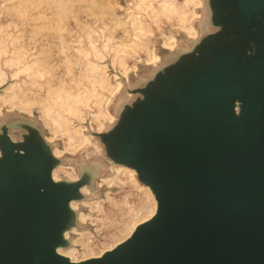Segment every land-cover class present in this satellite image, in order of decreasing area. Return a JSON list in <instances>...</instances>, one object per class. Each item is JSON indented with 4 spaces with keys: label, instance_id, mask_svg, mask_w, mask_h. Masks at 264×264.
<instances>
[{
    "label": "water",
    "instance_id": "1",
    "mask_svg": "<svg viewBox=\"0 0 264 264\" xmlns=\"http://www.w3.org/2000/svg\"><path fill=\"white\" fill-rule=\"evenodd\" d=\"M203 12L199 37L90 132L102 151L76 180L52 178L62 158L37 125L0 124V264H264V0H203ZM108 161L134 169L155 212L71 261L57 252L76 225L70 202Z\"/></svg>",
    "mask_w": 264,
    "mask_h": 264
},
{
    "label": "bare ground",
    "instance_id": "2",
    "mask_svg": "<svg viewBox=\"0 0 264 264\" xmlns=\"http://www.w3.org/2000/svg\"><path fill=\"white\" fill-rule=\"evenodd\" d=\"M48 1L57 18L54 29L58 34L59 51L63 53L62 62L69 69L72 61L65 51L69 49L71 43L62 36V32L65 30L62 16L69 11L68 5L73 0ZM42 2L43 0H18V5L13 9L22 14L29 5L39 8ZM116 7L121 8L119 4L111 2L105 9L111 12L114 27L121 29L116 41L122 50L116 55L105 49L100 51L98 63L102 69L103 89L95 96L92 103L81 101L76 107L71 108L69 114L56 124L58 127L61 126L60 129L54 128L43 116L48 105L47 97L38 96L34 99L29 97L26 92L21 94L16 90L10 96L19 95L23 102L30 105L28 108H23L5 99L4 88L3 93H0V117L2 116L1 104L8 103L9 111L16 109L18 112L26 113L29 117H32V106H38V118L43 129L47 132L44 139L51 145L52 153L57 158H62L65 154L73 155L79 150L87 151L93 155L100 154L102 149L86 132V124L92 130L102 132L107 126L115 122L116 117L109 108L123 87V81L120 78L122 77L126 83H129L130 76L137 77L138 64L150 69L156 68L162 61V52L170 55L180 48L188 47L190 42L199 37L203 29L201 25L203 0H151L148 13L143 19V30L139 36H136V27L131 22L114 13ZM40 17H42L40 14L35 16V18ZM164 22L167 23V31L162 30ZM129 29L134 33V42L127 39ZM154 30L158 31L157 38L160 40L158 46L154 44ZM108 58L109 62L107 63ZM129 60H132L131 65ZM109 65L112 69L117 70L113 75L108 71ZM3 83H0V86ZM58 140H62L61 146L58 145ZM52 178L54 180L60 178L76 180L78 173L72 165L60 162L52 170ZM94 179L96 188H103L104 190L101 196L92 193L88 186H83L81 188L83 198L70 202V206L75 212L76 225L65 232V237L69 241L68 246L58 248L57 252L67 256L71 261L77 262L100 256L104 251L113 248L127 238L139 223L147 220L155 212L156 202L153 194L148 186L138 182L134 169L108 161V164L99 168ZM115 186H129L138 192L139 199H145L149 202V211L141 217L128 219L129 212L133 210L131 207L133 203L129 200L131 194L127 191L120 198H116L110 191ZM105 204H108L111 210L106 211ZM111 211L117 212L121 218L116 220ZM129 221L130 223H128ZM109 227L108 241H100L98 246L97 242L102 234V229Z\"/></svg>",
    "mask_w": 264,
    "mask_h": 264
},
{
    "label": "rangeland",
    "instance_id": "3",
    "mask_svg": "<svg viewBox=\"0 0 264 264\" xmlns=\"http://www.w3.org/2000/svg\"><path fill=\"white\" fill-rule=\"evenodd\" d=\"M111 2L121 6L116 7L114 13L131 22L136 27V36L140 35L151 0H73L68 5L69 11L62 16L65 27L62 36L71 43L69 49L65 51L72 61L67 69L62 62L63 53L59 51L58 34L54 29L57 18L49 1L43 0L39 8L29 5L25 12L19 14L13 9L18 5V0H0V83L4 82L0 86V93H3L4 88L5 99L12 104L28 108L30 105L23 102L19 95L15 97L10 95L17 90L21 94L26 92L34 99L38 96L47 97L48 105L43 116L56 129H60L61 126L58 127L56 124L69 114L71 108L76 107L81 101L92 103L104 87L101 80L102 69L98 63L100 51L105 49L116 55L122 50L116 41L121 29L114 27L112 14L105 9ZM37 14L42 17L35 18ZM201 16H205L203 10ZM167 27V23L164 22L162 30L167 31ZM154 34V44L158 46L160 42L157 38L158 31L154 30ZM127 39L130 42L135 40L131 29L128 30ZM161 54L163 63L173 57L166 55L165 52ZM129 63L131 65L132 60H129ZM138 69V76H130L129 83L120 78L123 87L109 108L115 117L121 105L132 100L131 89L143 84L152 74V69L142 64H138ZM108 71L113 75L117 70L109 65ZM1 108L0 124L11 125L16 120H30L40 128L43 136L47 134L38 118L37 105L32 106V117L16 109L9 111L8 103L1 104ZM86 126V132L91 135L94 142H98V138L90 133L95 130L88 124ZM10 129L13 135H18L16 128L11 126ZM61 141L58 140L59 146L62 145ZM91 158L93 154L79 150L73 155L65 154L62 162L72 165L76 172H79L82 165ZM103 191V188L95 187L91 192L101 196ZM110 191L116 198H120L127 191L131 194L129 200L133 203L131 204L133 210L129 212L128 219L141 217L150 209L149 202L139 199L138 192L129 186H115ZM140 197L142 198L141 195ZM82 209L85 210L84 207ZM105 209L111 210L108 204H105ZM111 214L116 220L121 218L117 212L111 211ZM109 229L110 227L102 229L98 246L100 241H108Z\"/></svg>",
    "mask_w": 264,
    "mask_h": 264
}]
</instances>
